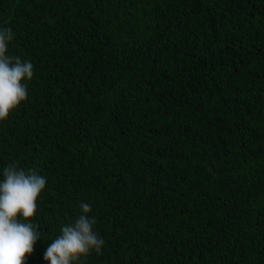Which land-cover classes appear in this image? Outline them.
Instances as JSON below:
<instances>
[{
  "label": "trees",
  "instance_id": "1",
  "mask_svg": "<svg viewBox=\"0 0 264 264\" xmlns=\"http://www.w3.org/2000/svg\"><path fill=\"white\" fill-rule=\"evenodd\" d=\"M0 26L34 65L0 170L47 178L27 264L81 202L83 264H264V0H0Z\"/></svg>",
  "mask_w": 264,
  "mask_h": 264
},
{
  "label": "clouds",
  "instance_id": "2",
  "mask_svg": "<svg viewBox=\"0 0 264 264\" xmlns=\"http://www.w3.org/2000/svg\"><path fill=\"white\" fill-rule=\"evenodd\" d=\"M15 36L11 27L0 26V122L28 98L27 82L34 78L31 61L9 54ZM0 174V264H27L44 236L34 218L47 178L13 164ZM79 209L74 221L62 225L60 234L51 239L43 254L46 264H83V258L101 253L105 240L95 229L92 205L81 202Z\"/></svg>",
  "mask_w": 264,
  "mask_h": 264
}]
</instances>
